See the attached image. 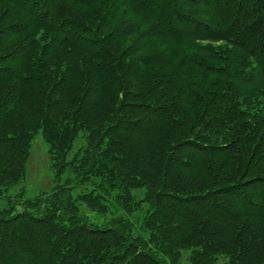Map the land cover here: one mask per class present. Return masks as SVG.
<instances>
[{"label": "trees", "instance_id": "1", "mask_svg": "<svg viewBox=\"0 0 264 264\" xmlns=\"http://www.w3.org/2000/svg\"><path fill=\"white\" fill-rule=\"evenodd\" d=\"M0 264H264V0H0Z\"/></svg>", "mask_w": 264, "mask_h": 264}, {"label": "rangeland", "instance_id": "2", "mask_svg": "<svg viewBox=\"0 0 264 264\" xmlns=\"http://www.w3.org/2000/svg\"><path fill=\"white\" fill-rule=\"evenodd\" d=\"M78 140L74 149H77ZM27 176L24 182L26 193L33 196L40 190H49L52 186V175L49 169V155L47 145L44 143L40 133L31 142V149L27 160Z\"/></svg>", "mask_w": 264, "mask_h": 264}]
</instances>
